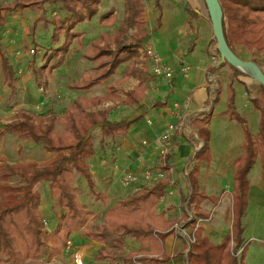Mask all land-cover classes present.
<instances>
[{
    "label": "trees",
    "instance_id": "obj_1",
    "mask_svg": "<svg viewBox=\"0 0 264 264\" xmlns=\"http://www.w3.org/2000/svg\"><path fill=\"white\" fill-rule=\"evenodd\" d=\"M218 1L223 11L224 39L228 49L235 56L238 47H243L256 56H264V0ZM101 2L102 0H29L25 6H40L41 3L62 4V9L66 13L64 17L57 15L51 21L44 17L39 18L44 20L47 26H53V44H58L62 35L65 37L63 45L51 53L53 56L66 52L77 38L74 29L79 24L93 19L99 12ZM204 2L206 3V0ZM125 3V23L113 37L117 51L111 50L110 46L104 48L96 46L95 54L89 59L98 62L103 60L96 67L98 74L87 83L78 86V89L88 90L101 84L113 76L121 64L139 57L136 50L141 48V43L147 38L144 32L146 27L144 0H125ZM17 4L16 2L0 6V43L2 30L7 23L6 16L1 13L11 12L13 6ZM157 8L160 14L154 32L162 25L160 4H157ZM185 9L193 27L194 17L199 20L200 14L188 7ZM112 16V12L107 13L101 18V22L104 23ZM131 28L137 29V34L132 37L131 44L121 46ZM214 37V41L217 42L215 35ZM0 57L4 83L15 90L16 73L1 48ZM253 62L261 68L260 61L254 59ZM225 64L230 65L227 62ZM230 66L235 74L246 76ZM132 74L127 73L125 78ZM260 86L262 95L250 98V104L260 113L259 133L256 137L249 132L247 121L237 113L235 92L232 86L229 88V110L226 113L231 120L238 121L245 129L244 154L235 161L231 184L232 207L228 213L232 220L231 230L220 244L213 243L208 237L203 236L201 228L194 231L195 242L190 245L187 255L190 264H247L246 253L249 243L244 240L243 224L249 206L248 176L258 159L261 161L264 181V86L262 84ZM115 94L116 88L112 87L105 99H78L72 103L61 120L56 117L36 119L30 113L20 111L10 123L0 127V138L12 135L20 140L43 145L47 152L56 154L44 163L31 161L6 164L0 156V264H50L53 258L63 254L71 235L79 232L83 237L105 246L109 245L114 236H118V239H115L117 242H121L120 237H131L139 245L137 252L131 251L120 258L107 248H103L95 256L97 261H109L111 264H165L170 260L166 255V239L173 234L172 228L176 219L166 220V212L160 211L161 200L171 186L166 179L152 185H143L131 192L106 212L103 227L96 230L88 228L90 219L95 217V212L79 200V187L74 182L76 173L80 174L86 179L92 194L98 200L102 198L96 192L97 184L90 168V160L96 154L93 134L100 131L103 138L124 134L143 117L139 115L111 121L108 111H88L114 99ZM143 94L144 85L141 82L136 91L127 93L125 103L128 106L139 105ZM214 96L215 104L219 100L220 89ZM212 117L213 109L192 121V128L204 141V146L195 155V160L199 163L211 162L209 125ZM59 121L63 125V137L54 135ZM151 170L166 171V168L160 165ZM189 177L192 187L189 204L193 206L196 218L208 219L210 215L201 211V204L206 196L197 190L196 177ZM44 182L49 184L51 197L55 200L54 208H58V225L51 231L41 211L42 196L38 186ZM181 200L186 202L187 198ZM187 226H192L194 230L197 221L191 220ZM44 248L49 250L48 261L42 259Z\"/></svg>",
    "mask_w": 264,
    "mask_h": 264
},
{
    "label": "crops",
    "instance_id": "obj_2",
    "mask_svg": "<svg viewBox=\"0 0 264 264\" xmlns=\"http://www.w3.org/2000/svg\"><path fill=\"white\" fill-rule=\"evenodd\" d=\"M25 1L28 2L29 0ZM56 4L59 5V8L53 15L64 17L66 13L62 9V4ZM144 4L146 21L144 32L147 38L141 43V48L136 50L139 54L137 59H132L121 64L115 74L101 84L88 90L77 88L81 84L87 83L97 74L96 67L99 62L89 59L90 56L95 54L96 46H100L101 48L110 46L111 50L117 51L113 37L125 23L126 3L125 0H112L111 3L105 5L101 2L98 14L92 20L85 21L74 29L77 38L63 55L55 54L57 65L53 69L63 70V72L67 73L66 76L62 77L63 83L61 84V88L65 87L68 95L66 97L62 96V98L69 100L71 105L78 99H105L108 96L109 89L114 87L116 88L114 99L105 101L103 104L88 111H108L109 119L113 118L116 121L143 115V117L133 124L126 133L109 137L110 140H115L120 143L116 150L126 154V158L136 165L134 174L138 175L140 180L131 187L133 188L132 192L149 183L144 179V173L147 169H152L160 165L163 167V163H161L162 160L154 146H143V142H153L170 125L182 128V131H177L174 136V147L171 154L168 156L166 168L168 179H173L176 182L177 194L171 196L173 200L168 203V205H163L164 203H161L163 207L166 206V209L160 208V211H165V217L169 220H172L173 217L178 218L180 214L179 205L182 203L183 213H186L187 207L186 204L182 202L181 198H188L191 196L192 187L189 176L196 177L195 186L197 190L206 196V199L201 204L202 213L211 215L210 209L213 211L216 207L219 208V215L215 223L209 224L207 222L201 226V228L204 229V236L212 241L210 234L214 231L213 226L216 225L219 228L223 216L228 214L227 206L230 200L232 207L230 185L234 178V165L235 161L244 154V150H240L237 155L232 154V156L226 160L227 165L225 167L215 162H206L203 164L197 162L195 160V155L204 146V141L198 137L197 131L192 128V121L201 118L204 113L209 112L211 109L214 110L215 104L213 101L216 97L214 93L220 89V81L222 77L227 74V70L223 65H220L221 62H218L220 59L215 56L212 46L208 48L207 53H205L201 59L196 58L199 33L201 30L208 31V20L203 14V8H207L204 0H144ZM157 4H160L162 11V25L158 31L154 32L160 14ZM49 5L48 3L43 4V10ZM185 7H188L191 11H197L200 14L199 20H196L194 17L193 27H191L189 14ZM109 12H112L113 16L106 19L104 23L101 22V18ZM11 23L7 22L6 25ZM128 34H130V36H128ZM128 34L122 41L121 46L131 44L132 37L137 34V29L131 28ZM211 38L213 41V37ZM64 41L65 37L62 35L60 42L58 44H53L54 50L57 49V47H61ZM149 47H154L157 54L176 70L184 66L190 68L189 76L184 77L179 73L171 80L155 77L152 74L151 62L149 58L145 56V51ZM7 52L8 50L6 53ZM6 55H8V53ZM195 59H197V61H195ZM218 67L220 68L218 69ZM131 72L133 74L129 78H125L126 74ZM141 82L144 85V94L140 104L128 106L125 103L127 93L136 91L140 87ZM46 84L49 87V83ZM174 95L177 100L169 105V99ZM57 96L60 98V95ZM176 103H180V110L175 109L174 106ZM256 112L260 120V113L258 111ZM149 117H156L157 124H149V120H147ZM213 118L214 116L211 119L209 130L211 129ZM146 125H150L151 127H146ZM210 133L211 138L209 144L212 143L214 138L211 131ZM147 134H150L153 138H149ZM139 137H143V139L148 138L149 140H143L141 142L142 147L139 146L141 150L138 152L137 148L139 147L134 144V140ZM213 145L212 150L216 152V147H213ZM1 155L0 153V156ZM55 155L54 153L53 157H55ZM133 156L134 158H132ZM51 158L52 157H50V159ZM179 158H188V164L184 170V180H182V178L180 179L175 170V163ZM101 164L104 168L107 167L106 161H102ZM113 165L114 170L119 171L116 161H114ZM90 168L94 180L98 185L99 181L95 177L93 165L90 164ZM127 171L124 170L120 172L121 179ZM221 178L227 181L228 184L225 188L229 190L222 194L219 193L220 190L217 189V183L221 182ZM120 182L122 184L121 180ZM124 188L130 189L126 186H124ZM128 190L127 194L129 195L131 192L128 193ZM229 196L231 199H229ZM253 202L264 205V181L262 177L255 183L250 182L249 204ZM165 204H167V201ZM191 207L193 209V206ZM187 227L192 229V226ZM49 230L51 231V229ZM78 234L81 233L79 232ZM89 240L90 242L87 246L75 247L70 239L69 242H71V246L69 249H65L63 254L64 259L66 261L71 260L70 262L74 264V257L76 255L83 256L85 262L90 258H95L103 244L92 241L91 239ZM179 249L181 248L179 247V242L175 240V234L170 235L166 239V255L170 257V260L165 264H184V255H177ZM100 263L105 264V261H100Z\"/></svg>",
    "mask_w": 264,
    "mask_h": 264
},
{
    "label": "rangeland",
    "instance_id": "obj_3",
    "mask_svg": "<svg viewBox=\"0 0 264 264\" xmlns=\"http://www.w3.org/2000/svg\"><path fill=\"white\" fill-rule=\"evenodd\" d=\"M16 2L18 4L13 6L14 8L11 12H2V14L6 16V21L8 23L13 21L11 24L5 25L2 30L0 48L5 54L8 53L7 57L14 67L17 88L13 90L5 85L3 80L4 74L0 62V127L10 123L20 111H26L36 119L56 117L61 120L65 112L71 106L69 100L62 98V96L66 97L68 95L67 89L65 87L61 88V84L63 83L62 77L66 76L67 73L63 72V70L53 69V67L57 65L55 55L51 56L54 50V28L51 25L47 26L44 20H39L40 17H44L50 21L55 19L53 14L58 11L59 5L56 3H48L50 5L43 10V3H41L40 6L27 7L25 6V0H0V6L12 5ZM111 2L112 0H102L103 5ZM203 14L208 20V31L201 30L199 33L196 58L201 59L202 56L207 53L208 48L212 46L215 56L220 59L218 62H221L220 65H223L227 70V74L224 75L220 81V96L219 100L215 103L213 110L214 118L210 129L214 138L212 143L209 144L211 162L218 163L220 166L222 165L225 167L227 165L226 160L229 159L232 154L237 155L240 150L244 149L245 141L244 126L236 120H231L230 116L226 113L229 110V88L232 86L235 92V109L237 113L247 121V128L254 137L259 133L260 120L256 110L250 104V98L260 97L262 95V89L260 83L256 79L246 74V76L237 75L230 65L225 64L220 52L217 51V42L214 41L215 17H212L209 8L205 9L204 7ZM128 36H130V34H128ZM211 37H213V41ZM31 49L35 50V54L30 53ZM7 50L8 52L6 53ZM236 58L252 62L254 59H257L261 62V69L264 73L263 55L256 56L255 53H250L245 48L238 47ZM102 61L103 60L99 63H102ZM195 61H197V59H195ZM219 68L220 67H218V69ZM46 83H49V87ZM57 95H60V98H58ZM175 100H177V98L174 95L169 99V105ZM156 119V117H149L147 120L156 125ZM110 120L116 121L113 118ZM146 127L151 126L146 125ZM54 135L55 137H63L64 130L61 121H59ZM147 136L151 139L153 138L150 134H147ZM143 140L149 139L139 137L134 140V144L139 147ZM93 141L96 154L90 160V164L93 165L95 177L99 181L96 192L101 195L102 198L98 200L92 194L86 179L78 173L75 175L74 184L79 187V200L88 205V207L90 206L91 208H89L95 212V218L90 219L88 228L96 230L105 225L106 212L115 206L121 199L128 196V189L124 188L120 182V180L122 181L120 172L128 170L134 173L136 165L126 158V154L116 150L118 144H120L118 141L110 140L109 137L103 138L100 131L93 134ZM212 145L216 147V152H213ZM141 147L137 148L138 152L141 150ZM0 153L6 164L31 161L44 163L48 161L50 157L53 158L54 155V153L47 152L43 145L35 144L32 141L20 140L12 135H6L0 138ZM132 158H134V156ZM102 161L107 162V167L104 168L102 166ZM114 161H116L119 171L114 170ZM201 163H206V161ZM187 164L188 158H179L175 163L176 173L182 180H184V170ZM261 177L262 166L260 159H258L255 166L250 171L248 178L251 183H255L260 180ZM220 180L221 182L217 183V189L220 190L219 193L222 194L223 192L225 193V191H229L225 188L228 184L227 181H225L224 178ZM155 182L156 181L149 182L146 186L152 185ZM133 185L129 187L128 193L133 191V188H131ZM38 188L42 196L41 211L48 222L49 229L55 230L58 225V208H54L55 202L51 197L49 184L46 182L41 183ZM229 199H231L230 196ZM172 200L173 198H168L167 204L164 202L163 205H168ZM163 205H161L160 208L166 209V206L163 207ZM227 208L229 213L231 209V200ZM210 214L212 215V220L210 222L208 221V223L214 224L219 215V208L216 207L213 211L210 209ZM173 219H176V222H178V218L173 217ZM166 220L169 219L166 218ZM231 222V217L227 214L223 216L219 228L216 225L213 226L214 231L210 234L213 242L220 244L228 236L231 230ZM243 225L245 229L244 240L246 243L250 242L246 253L247 264H264V205L258 202L250 203L247 217ZM188 229L190 230L189 232L192 233L193 228ZM201 230L203 233L204 229L201 228ZM70 239L75 247H85L90 242L88 238L78 233L72 234ZM115 239H118V236L112 237L109 245L105 246L103 244L101 249L107 248L119 258L127 255L131 251H138L139 245L133 238L120 237L121 242H117ZM186 239L187 237L175 235V240L179 242V247L181 248L177 255H184V264H190L189 258L187 257L188 246ZM48 252L49 250L44 248L42 259L45 261H48ZM63 254L57 258H53L51 263L72 264V262H70L71 260L66 261L64 259ZM85 263L101 264L100 261H97L95 258H90ZM105 264L111 263L105 261Z\"/></svg>",
    "mask_w": 264,
    "mask_h": 264
},
{
    "label": "built area",
    "instance_id": "obj_4",
    "mask_svg": "<svg viewBox=\"0 0 264 264\" xmlns=\"http://www.w3.org/2000/svg\"><path fill=\"white\" fill-rule=\"evenodd\" d=\"M30 53L35 54V50L31 49ZM145 54H146L145 56L148 57L151 62L152 74L159 79L171 80L175 77L176 74L179 73H181L184 77L189 76L190 68L184 66L181 67L179 70H176L174 67L166 63L164 59L157 54L154 47H149L145 51ZM174 107L175 109H181V105L179 103H176ZM149 124H151V122H149ZM179 130L182 131V128L179 126L170 125L153 142H149V141L143 142V146H154L156 152L158 153L160 159L162 160L161 163H163L164 168H167V159L174 147L173 145L174 136L176 132ZM144 179L146 182H154V181L157 182L165 179L170 182L171 186L167 192V195L162 198L161 203L166 202L168 198H172L171 196H175L177 194L176 182L173 179H168V175L166 171H161V170L152 171L151 169H147L146 172L144 173ZM139 180L140 178L138 177V175L127 171L124 177L122 178V184L126 187H130L131 185L138 183ZM189 201H190V197H188L186 202H184L187 207L186 213H183L182 210L183 204L180 203L179 205L180 214L177 220L178 222H176L172 228L173 234L181 237H187L186 239L188 244L187 255L190 250V245L195 242L193 232L196 231L198 228H201V226L204 223L212 220V215H210L208 219L196 218L195 213L193 212V209L191 207L192 205L189 204ZM191 220L197 221L196 229L192 230V233L189 232L190 230L187 227V223L190 222ZM70 246H71V242H68L67 248L69 249ZM74 264H85L84 257L81 255H76L74 257Z\"/></svg>",
    "mask_w": 264,
    "mask_h": 264
},
{
    "label": "water",
    "instance_id": "obj_5",
    "mask_svg": "<svg viewBox=\"0 0 264 264\" xmlns=\"http://www.w3.org/2000/svg\"><path fill=\"white\" fill-rule=\"evenodd\" d=\"M211 2L215 5L216 8V15L214 14V12L211 9L210 3L208 0H206V4L208 5V8L210 9V14L212 15V17H215V21H214V26H215V36L217 39V45H218V51L220 52L223 61L229 63L230 65H232L234 68H236L237 70H239L240 72L250 76L249 74L243 72L240 68L246 67V66H253L258 74H259V78H254L256 79L260 84H262L264 86V73L262 71V69L254 62L252 61H243V60H239L238 58H236V56L228 49L226 43H225V39H224V31H223V11H222V7L219 3L218 0H211ZM228 49V51H230V53L232 54V58L229 57V55L227 54L226 49ZM252 77V76H250Z\"/></svg>",
    "mask_w": 264,
    "mask_h": 264
},
{
    "label": "bare ground",
    "instance_id": "obj_6",
    "mask_svg": "<svg viewBox=\"0 0 264 264\" xmlns=\"http://www.w3.org/2000/svg\"><path fill=\"white\" fill-rule=\"evenodd\" d=\"M211 6L212 11L214 12V14L216 15V8L215 5L211 2V0H208ZM226 49V47H225ZM227 54L229 55V57H233L232 54L230 53V51H228V49H226ZM243 72L249 74L250 76L254 77V78H259V74L257 72V70L253 67V66H246L243 68H240Z\"/></svg>",
    "mask_w": 264,
    "mask_h": 264
}]
</instances>
